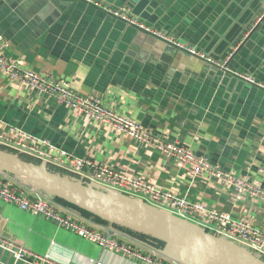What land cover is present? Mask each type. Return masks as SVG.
Returning a JSON list of instances; mask_svg holds the SVG:
<instances>
[{
	"label": "crops",
	"instance_id": "crops-1",
	"mask_svg": "<svg viewBox=\"0 0 264 264\" xmlns=\"http://www.w3.org/2000/svg\"><path fill=\"white\" fill-rule=\"evenodd\" d=\"M100 1L126 7L139 21L226 63L227 69L84 0H0V32L10 43L8 55L36 72L65 79L76 93L95 94L154 134L264 187V90L235 75L245 72L264 81V0ZM0 120L45 137L72 156L229 212L264 230L261 201L238 196L204 174L194 175L188 165L178 167L174 157L153 145L78 115L49 93L8 80L1 70ZM50 165L74 174L68 164ZM70 208L79 218L97 222ZM162 209L170 211L168 206ZM1 238L53 262L16 259L0 245V264H143L3 199ZM148 247L183 264H219L164 241L161 247Z\"/></svg>",
	"mask_w": 264,
	"mask_h": 264
},
{
	"label": "built area",
	"instance_id": "built-area-1",
	"mask_svg": "<svg viewBox=\"0 0 264 264\" xmlns=\"http://www.w3.org/2000/svg\"><path fill=\"white\" fill-rule=\"evenodd\" d=\"M84 1L101 7L107 13L139 27L145 33L174 44L191 56L227 69L226 63L218 62L207 53L174 40L160 29L139 21L131 15L126 7H111L103 4L100 0ZM9 46L8 39L0 32V70L8 80L19 81L38 92L49 93L58 102L65 103L73 109L78 115L86 116L99 125L111 127L144 144L153 145L165 155L174 157L178 167L188 165L194 175L204 174L209 179L219 180L222 184L232 188L238 196H251L264 203V187L258 180L235 171L225 170L219 164L211 162L205 156L198 155L184 144L172 142L165 136L154 134L138 121L106 106L95 94L81 95L74 92L65 79H53L26 67L20 59L8 55ZM235 75L264 90V81L252 74L236 72ZM0 145L48 164H68L71 171L84 180L137 197L154 207L162 209V207L168 206L170 211L167 212L184 218L213 234L246 245L254 251V254L264 260V230L256 228L252 223L234 218L229 212L208 207L200 202L190 201L185 197L174 196L173 193L152 183L115 171L106 165H98L91 159L72 156L49 139L2 120H0ZM0 199L16 204L32 214H41L56 220L60 225L71 229L79 236L96 242L103 248L136 258L143 264H183L166 258L156 249L129 239L119 230L107 224L87 222L79 218L69 206L60 203L54 196L1 170ZM0 245L11 250L16 259L41 263L53 262L49 256L36 254L9 239L1 238Z\"/></svg>",
	"mask_w": 264,
	"mask_h": 264
},
{
	"label": "water",
	"instance_id": "water-1",
	"mask_svg": "<svg viewBox=\"0 0 264 264\" xmlns=\"http://www.w3.org/2000/svg\"><path fill=\"white\" fill-rule=\"evenodd\" d=\"M0 170L110 223L190 249L219 264H264L261 257L235 241L213 234L137 197L128 194H125L127 197L119 196L124 193L95 182H88L81 177L62 176L47 169L45 162L37 165L15 152L0 148ZM143 211L164 219L170 226L140 221L137 216L142 215Z\"/></svg>",
	"mask_w": 264,
	"mask_h": 264
},
{
	"label": "trees",
	"instance_id": "trees-1",
	"mask_svg": "<svg viewBox=\"0 0 264 264\" xmlns=\"http://www.w3.org/2000/svg\"><path fill=\"white\" fill-rule=\"evenodd\" d=\"M0 148H3L4 150H8V151H11V152H14L12 151L11 149L5 147V146H2L0 145ZM17 154H19L20 157H22L23 159L27 160V161H30L34 164H37V165H41L43 162L34 158V157H31L29 155H26V154H21V153H18V152H15ZM46 168L53 171L54 170L56 171V173H59L61 174L62 176H74L76 178H79L80 176H77L76 174H71V173H68L66 171H63V170H59V169H55L53 168L50 164L46 163ZM55 199L57 201H59L60 203L64 204L65 206H69V207H73L74 209L82 212L83 214L89 216V217H93L98 223H101V224H111L113 227H115L117 230H119L120 232H123L125 234H128L129 236L133 237V238H137V239H140V240H143L145 242H147L148 244L150 245H153L155 247H161L162 244H163V241L160 240V239H157V238H154V237H151V236H148V235H145V234H142V233H138V232H135V231H132L130 229H127V228H124L120 225H117V224H114V223H110L109 221L107 220H104L103 218L99 217V216H96L84 209H81L79 208L78 206L72 204V203H69L67 202L66 200L64 199H61L59 197H55ZM122 230V231H121Z\"/></svg>",
	"mask_w": 264,
	"mask_h": 264
},
{
	"label": "bare ground",
	"instance_id": "bare-ground-1",
	"mask_svg": "<svg viewBox=\"0 0 264 264\" xmlns=\"http://www.w3.org/2000/svg\"><path fill=\"white\" fill-rule=\"evenodd\" d=\"M137 218L147 224H154L159 226H170L164 219L155 217L151 212L143 211L142 215H138Z\"/></svg>",
	"mask_w": 264,
	"mask_h": 264
},
{
	"label": "rangeland",
	"instance_id": "rangeland-1",
	"mask_svg": "<svg viewBox=\"0 0 264 264\" xmlns=\"http://www.w3.org/2000/svg\"><path fill=\"white\" fill-rule=\"evenodd\" d=\"M104 186V185H103ZM110 188V187H109ZM110 189H112V188H110ZM115 190V189H114ZM118 191V190H117ZM121 192V191H120ZM123 193V192H122ZM126 193H124V194H119V196H122V197H127L126 195H125ZM109 226H111L112 228H115V227H113L111 224H108ZM122 231V230H121ZM122 234H123V232H121ZM123 235H125V233L123 234ZM125 236H127V237H129L130 239H132V240H134V241H136V242H139V243H141V244H143V245H146V246H151V247H153V245H150V244H148L147 242H145V241H143V240H140V239H137V238H132L131 236H128V234H126ZM240 246H242V247H244L245 249H247L248 251H250V252H254L250 247H248V246H246V245H243V244H239Z\"/></svg>",
	"mask_w": 264,
	"mask_h": 264
}]
</instances>
